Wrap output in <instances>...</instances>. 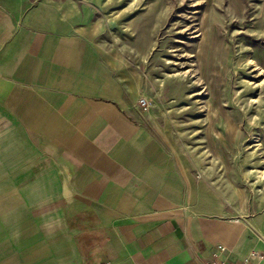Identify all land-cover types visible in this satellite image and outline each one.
Returning a JSON list of instances; mask_svg holds the SVG:
<instances>
[{"label":"crops","instance_id":"0c3cea01","mask_svg":"<svg viewBox=\"0 0 264 264\" xmlns=\"http://www.w3.org/2000/svg\"><path fill=\"white\" fill-rule=\"evenodd\" d=\"M104 33L81 0H0V264L263 253L262 229L158 135Z\"/></svg>","mask_w":264,"mask_h":264},{"label":"rangeland","instance_id":"374dc122","mask_svg":"<svg viewBox=\"0 0 264 264\" xmlns=\"http://www.w3.org/2000/svg\"><path fill=\"white\" fill-rule=\"evenodd\" d=\"M81 1L164 143L264 236V0Z\"/></svg>","mask_w":264,"mask_h":264},{"label":"built area","instance_id":"2783aa9c","mask_svg":"<svg viewBox=\"0 0 264 264\" xmlns=\"http://www.w3.org/2000/svg\"><path fill=\"white\" fill-rule=\"evenodd\" d=\"M149 101L146 98H142L139 100V106L142 109H147L149 107ZM224 249V248H222ZM263 258L264 255L263 253H258V252H253L252 256L250 257V259L242 262L241 264H258L255 261H253L254 259H259L258 261H262L263 262ZM205 264H227L225 261L219 260V259H214V260H209L206 261Z\"/></svg>","mask_w":264,"mask_h":264}]
</instances>
